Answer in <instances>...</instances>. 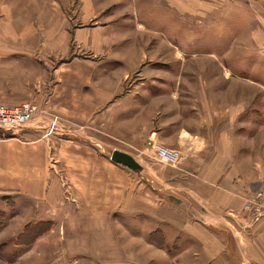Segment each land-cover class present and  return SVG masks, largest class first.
Here are the masks:
<instances>
[{"label": "crops", "instance_id": "crops-1", "mask_svg": "<svg viewBox=\"0 0 264 264\" xmlns=\"http://www.w3.org/2000/svg\"><path fill=\"white\" fill-rule=\"evenodd\" d=\"M54 2L0 0V11H24L27 17H58L55 26L62 27L63 3ZM82 3L84 11L92 8V13L103 16L105 32L122 19L124 23L117 28L123 38L129 36L125 24L132 12L139 27H144L140 16L166 17L167 26L175 32H183L184 36L197 33L201 43L232 48L229 60L236 66L240 62L233 56L234 49H264V0H82ZM81 29L73 30L76 40L81 39L74 48L95 47L94 34L87 27ZM5 33L0 30V104L13 106L29 101L37 107L36 117L23 126L4 133L0 130V204L8 218L0 228V244H7L1 248L8 264H47L52 255L58 260L80 253L95 256L93 248L108 258L118 256L114 224H121L124 217L114 221L116 212L144 215L151 226L148 233L152 236L156 232L161 237L157 243L145 240L153 250L160 251L155 264H164L158 262L162 258L166 259L165 264H264V216L256 218L246 213L239 195L244 185L257 177L264 178V106L256 105L254 99L259 94L256 85L262 87L260 83L234 72L233 79L243 84L231 85L229 92L234 102L229 106L218 104L203 85L193 89V99L183 104L181 91L172 93L179 85L176 78H187L184 73L177 77L162 76L172 95L167 91L164 94V89L161 94L156 89L150 97L142 93L120 94L116 82L129 77V73L122 78L109 67L87 65L92 62L89 57L83 59L84 68L69 66L63 72L61 61L57 64L48 61V53H53L51 45L49 49L46 42L29 40L26 35L22 39H8ZM115 41L116 37L103 40L97 47L116 51ZM175 46L176 53L184 55ZM162 47L161 51L165 49ZM142 49V45L130 49L125 57L117 51L116 58L130 71L132 64L145 60ZM167 51L170 56L165 59L169 60L172 52ZM206 53L214 59L220 57ZM154 55L157 56H151L152 59L159 56L158 50ZM226 62L218 59V64ZM193 80L200 79L197 76ZM189 95L185 92V96ZM160 106L163 114L179 124L171 130L167 126V135L172 133L173 138L166 143L183 154L180 164L165 172L152 169L148 163L146 167L151 174L144 165L134 172L75 138L54 140L38 132L42 131L43 112L82 113L86 114L85 120L96 112H113L124 114L122 119L117 118L123 122L118 134L140 147L144 143L141 138L149 136L150 140L155 134L150 133L151 120ZM56 119L59 120L58 115ZM62 126L65 127L59 126L62 131L71 127ZM60 177L70 185L73 202L60 197L56 181ZM149 177L153 185L147 188ZM143 188L150 190L149 196ZM68 223L72 237L62 242V237L56 235L52 253L50 233L56 232L55 226ZM148 237L141 235L139 239L144 241Z\"/></svg>", "mask_w": 264, "mask_h": 264}, {"label": "rangeland", "instance_id": "rangeland-1", "mask_svg": "<svg viewBox=\"0 0 264 264\" xmlns=\"http://www.w3.org/2000/svg\"><path fill=\"white\" fill-rule=\"evenodd\" d=\"M54 1L59 0H52V2ZM61 1L63 3V16L61 18L62 27L58 25L55 26L56 20L58 23V17H54L53 19L34 16L27 17L24 11H10L6 13L0 11V30L2 29L6 31L4 35L8 36V39H22L23 37L28 36L30 37L29 40L46 42L48 48L51 45L53 53H48V61L49 63L52 62L51 64H57L61 61L63 63V72L68 71L67 68L69 66L82 69L86 64H89L93 66L109 67L112 72L120 73L122 78H124L126 73H129V77L127 76L124 80H118L116 82L120 85V94L130 93L133 96L134 94L142 93L150 97L155 93L156 89L159 91V94H161L162 89H164V94L169 93L170 95H175L181 91L180 98L181 100H185L183 104H188V101L193 99L191 97V94H193L192 90L203 85L207 91H210L212 95H214L213 97L218 104L229 106L234 102V97H231L229 92L232 88L231 85L233 84L235 87H242L243 84L233 79V77H235L234 72H237L238 74L247 76L251 80L261 84V88L256 85L259 94H257L254 99H256V105L264 106V49L249 48V50L244 47L234 49L235 52L233 56L238 62H240V64L236 66L235 63H231L229 60V53L232 48L222 49L220 47H213L201 43L197 40V33H187V35L184 36L183 32H175L167 26L166 17L151 19L149 16H140L139 20L143 22L144 27H139L137 25L135 14H132L131 12L130 15L126 17L128 19L127 23L129 22V24H125V26L128 27L129 36L123 38V33L117 28L118 25V27H121V24L124 23L122 19L118 25H112L113 27L105 32V29L103 30L102 27H105V23L102 19L103 16L92 13V8L88 11H84L83 7H85V4L82 3V0ZM107 26H109L108 23L106 24V27ZM84 27H87L88 30L94 34L93 41L96 45H93L95 47L90 49L81 48V45V47L78 45V47L74 48L76 43L80 42L81 39L76 40L73 30L75 28L81 29ZM114 37H116V41L113 43L116 45V51L113 49L105 50L97 47L102 45L101 43L103 40L106 41ZM131 44H136V46L133 45L130 48L132 50L139 48L141 45L143 46L142 59L145 60H142L143 63L140 64H132L129 71L126 70L127 68H125V66L119 63L116 58L117 53L115 52L118 51L120 56L125 57L124 54L130 50L127 46ZM154 44H158L159 46L156 47ZM163 45L165 49L161 51L160 49L163 48ZM173 45H177V47L181 48L184 55L178 52L176 53V49ZM168 49L172 52L169 60L165 59L170 56V53L167 51ZM157 50L159 56L152 59L154 57L151 56H157L154 55ZM205 51H209L210 53L215 54L216 57H220L214 59L209 57L207 53L204 54ZM177 54L181 56H178ZM88 57L92 59V62L85 64L83 59ZM177 57H179V62L176 61ZM51 59L53 61H51ZM72 59H75L73 64L70 62ZM103 59L107 60L109 64H105ZM157 59L168 61L163 62L158 61ZM218 59H225V61L228 62L218 64ZM179 73H184V75L187 74L185 75L187 78H184V80L178 79L177 76ZM165 75H175L177 77L176 80L179 81V85L173 89L174 92L172 94L170 90L167 89V81L162 79V76ZM197 76L200 80L194 81L193 78H196ZM190 77L193 78L189 79ZM248 88L254 89L255 87L249 86ZM166 91L167 93H165ZM185 92L187 95H190L188 97L185 96ZM163 99L166 100L165 98ZM161 111L162 107L160 106L158 112L153 115V119L151 120L152 128L151 130L149 128V130L151 134L155 131V134H150V140L148 138L149 136L147 138H141L144 143L140 145V147H136L134 144H131L126 137L118 134L117 129L123 128V122H120L117 118L121 117L122 119L124 114L113 112L109 114H100L96 112L95 114H92L94 118L91 117L93 119L90 118L89 120H85L86 114L82 113L56 114L59 117V120H57L54 113L43 112L40 114L43 116V122L40 124L42 131L38 130V132L40 135H46V138L50 137L54 140H57L58 137L75 138L79 142H84L93 146L96 151H100L106 157H109L113 149H119L131 154L142 168L144 165L148 174H151V171L146 167L147 163L152 169H159L162 172H165L168 168L177 167L181 160L176 166H173L175 164L170 162L160 160L157 154L156 145L159 144L170 148L166 142L173 138V134L171 133L167 135V126L171 130L178 127L179 124L173 122ZM258 115L260 118L261 114ZM35 117L36 114H34L31 119ZM166 117L169 121H167ZM70 120H72V122ZM262 120L264 121V114H262ZM259 122L262 121L259 119ZM63 124H69L71 126L68 131H62V128L65 129V127L62 126ZM70 129L73 130L71 131ZM53 162L54 159L51 160V163ZM257 168H259L258 165H256V169ZM56 179L62 200L65 202H73L71 196L70 198H66V195L63 192L64 186L62 185V181L58 178ZM149 179L151 180L152 178L149 177ZM146 183L148 184L147 188H150L151 184L153 185L152 180L149 182L150 184L148 182ZM55 184L56 183L53 184L54 188L56 187ZM143 187L146 188V186ZM144 188L142 189L143 192L146 191ZM243 188V192L239 195L244 201V211L256 218L264 216V178H262V176L257 177L254 181H251V183L246 186L244 185ZM148 190L146 191L147 196L150 195V190ZM258 192H261V196L257 195ZM0 203L2 204V201H0ZM4 203L7 202L5 201L3 204ZM1 204L0 228L8 219L7 212L2 211ZM246 204H249V206H246ZM157 211H159V209ZM123 213L125 212H116L114 214L115 218L113 217L114 221L115 219L116 221H119L120 216L124 217L121 224L119 222L114 224L120 255L108 258L103 256L101 251L93 248L95 256L92 254L87 256L84 253H80L78 256L74 257L63 256L58 260L55 255H52L48 257L47 264H155L156 259L159 255L161 256L160 251L156 249L153 250L149 243H146L151 241V239L157 243L161 240V237L156 232L155 235L153 234L152 236L148 233L151 226L144 215L141 216L140 214L139 216H136L133 214L132 216L129 212L125 215ZM50 227L51 226L48 225L47 229H50ZM54 228L56 232L50 233L53 240L52 253H54L53 244L56 235L62 237V242H65V239L68 236L72 237L70 235V223L64 226L60 224L58 227L55 226ZM141 235L149 237L147 239L144 238V241H142L139 239ZM145 240L147 241L146 243ZM141 243L143 244V247L141 246ZM2 244L4 246L7 245L5 243ZM2 244H0V264H8V262H6V256L4 255V249L1 248ZM67 248L70 247L68 246ZM158 262L165 264L166 259H159Z\"/></svg>", "mask_w": 264, "mask_h": 264}, {"label": "built area", "instance_id": "built-area-1", "mask_svg": "<svg viewBox=\"0 0 264 264\" xmlns=\"http://www.w3.org/2000/svg\"><path fill=\"white\" fill-rule=\"evenodd\" d=\"M37 107L31 102H23L18 105L7 106L0 104V130L2 133L14 130V128L21 127L26 124L31 117L36 113ZM157 154L160 160L170 162L176 166L182 158V154L177 149L167 148L162 145H156ZM62 185L64 186L63 192L66 198L70 195V185L62 178ZM261 196V192H258ZM249 206V204H246Z\"/></svg>", "mask_w": 264, "mask_h": 264}, {"label": "water", "instance_id": "water-1", "mask_svg": "<svg viewBox=\"0 0 264 264\" xmlns=\"http://www.w3.org/2000/svg\"><path fill=\"white\" fill-rule=\"evenodd\" d=\"M111 161L124 165L133 171L141 170V165L128 153L113 149L109 155Z\"/></svg>", "mask_w": 264, "mask_h": 264}, {"label": "bare ground", "instance_id": "bare-ground-1", "mask_svg": "<svg viewBox=\"0 0 264 264\" xmlns=\"http://www.w3.org/2000/svg\"><path fill=\"white\" fill-rule=\"evenodd\" d=\"M25 102H29V101H25ZM23 103V102H22ZM119 150V149H118ZM127 153V152H126ZM129 154V153H128ZM131 155V154H130ZM133 157V156H132Z\"/></svg>", "mask_w": 264, "mask_h": 264}]
</instances>
